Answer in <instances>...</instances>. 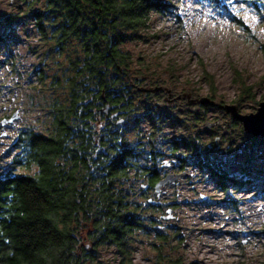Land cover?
Masks as SVG:
<instances>
[{
	"label": "rangeland",
	"instance_id": "obj_1",
	"mask_svg": "<svg viewBox=\"0 0 264 264\" xmlns=\"http://www.w3.org/2000/svg\"><path fill=\"white\" fill-rule=\"evenodd\" d=\"M157 1L167 3V11L151 12L141 39L125 49L132 59L130 77L135 90L162 86L171 95L162 89L149 102L139 92L135 103L142 111L149 102L183 123L165 122L159 136L147 122L130 121L128 138L139 135L143 141H158L163 154L160 179L181 177L162 187L158 196L148 192L146 199L134 198L161 206L151 215L159 222L156 227L174 235L165 253L173 250L185 264H264V141L255 143L264 137L244 133L240 123L216 107L188 105L185 98L168 104L178 95L191 94L192 98L235 104L241 114L256 112L264 101V0ZM42 9L40 0H0V19L13 17L11 28L0 25V173H27L12 165L18 138L31 131L48 134L49 109L60 96L52 81L66 63L32 16ZM136 78L144 83H134ZM242 81L252 87L254 101L238 96ZM190 112L202 121L192 123ZM191 134L198 137L196 144H213L225 155L222 159L229 172L241 180L238 186L227 181L219 189L189 152L179 150L172 155L166 151L171 139ZM176 156L188 159L180 162ZM245 164L248 175L241 170ZM134 186L137 194L138 184ZM155 245L152 237L139 236L131 264H153L158 256ZM114 252L101 248L100 264H119Z\"/></svg>",
	"mask_w": 264,
	"mask_h": 264
},
{
	"label": "trees",
	"instance_id": "obj_2",
	"mask_svg": "<svg viewBox=\"0 0 264 264\" xmlns=\"http://www.w3.org/2000/svg\"><path fill=\"white\" fill-rule=\"evenodd\" d=\"M40 1L43 9L32 16L66 66L52 81L60 96L49 109V133L31 131L18 138L12 165L27 173H0V264H100L98 252L104 247L114 249L119 264H131L139 236L156 241L158 256L153 264H185L173 250L165 253L174 235L156 227L159 222L151 215L161 206L134 198L146 199L161 178L159 143L143 141L139 135L129 140L127 129L130 121L147 122L160 136L165 122L183 123L149 105L153 99L149 95L143 98L149 102L141 111L135 103L140 94L130 77L132 59L125 49L141 39L150 13L167 11V3ZM11 18H1L0 25L11 28ZM134 83H139L138 78ZM238 96L254 101L252 87L245 81ZM190 114L192 123L203 119ZM190 136L171 139L166 151L189 152L219 189L227 181L240 183L229 172L223 153L213 144H196L198 137ZM248 166L241 169L246 175Z\"/></svg>",
	"mask_w": 264,
	"mask_h": 264
},
{
	"label": "water",
	"instance_id": "obj_3",
	"mask_svg": "<svg viewBox=\"0 0 264 264\" xmlns=\"http://www.w3.org/2000/svg\"><path fill=\"white\" fill-rule=\"evenodd\" d=\"M141 79V78H140ZM164 89L162 86L156 87H138L137 91L140 92L143 96L148 94L153 97L154 94L162 91ZM165 92L170 96L171 91L164 89ZM185 98L188 105H210L216 107L217 109L223 111L231 117L232 120L241 124L244 133L251 135L252 137L262 139L264 137V101L259 102L258 108L255 113L241 114L238 110L237 105L235 104H224L216 102L209 97L201 98H192L191 94H182L178 95L175 99L169 101L168 104H171L174 100H179ZM108 107L106 108L107 111ZM115 115H112L114 117ZM15 118L12 117L9 122H12ZM121 122V121H119ZM181 176L180 175H167L164 179H160L154 185V193L156 196L159 195L162 187L167 186L168 184L176 182ZM151 202V201H150Z\"/></svg>",
	"mask_w": 264,
	"mask_h": 264
},
{
	"label": "flooded vegetation",
	"instance_id": "obj_4",
	"mask_svg": "<svg viewBox=\"0 0 264 264\" xmlns=\"http://www.w3.org/2000/svg\"><path fill=\"white\" fill-rule=\"evenodd\" d=\"M138 81L144 83V81H142V78L139 79ZM159 93H160V92H159ZM157 94H158V93H157ZM155 95H156V94H155ZM155 95H154V96H155ZM154 96H153V97H154ZM150 97H151V96H150Z\"/></svg>",
	"mask_w": 264,
	"mask_h": 264
}]
</instances>
